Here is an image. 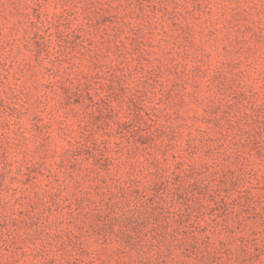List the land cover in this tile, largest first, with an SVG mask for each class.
Returning a JSON list of instances; mask_svg holds the SVG:
<instances>
[{
  "label": "rangeland",
  "instance_id": "374dc122",
  "mask_svg": "<svg viewBox=\"0 0 264 264\" xmlns=\"http://www.w3.org/2000/svg\"><path fill=\"white\" fill-rule=\"evenodd\" d=\"M0 264H264V0H0Z\"/></svg>",
  "mask_w": 264,
  "mask_h": 264
}]
</instances>
